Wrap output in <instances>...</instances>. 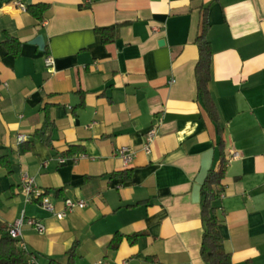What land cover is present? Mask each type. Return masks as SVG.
Returning <instances> with one entry per match:
<instances>
[{
  "label": "crops",
  "instance_id": "obj_1",
  "mask_svg": "<svg viewBox=\"0 0 264 264\" xmlns=\"http://www.w3.org/2000/svg\"><path fill=\"white\" fill-rule=\"evenodd\" d=\"M20 1L50 5L40 20L0 0V222L46 225L21 228L30 259L68 264L76 242V264H206L202 186L223 154L239 150L226 161L217 212L230 264H264V0ZM205 10L221 130L195 72ZM114 27L116 40L105 43L97 29ZM7 36L21 42L18 54ZM46 110L51 145L35 136ZM122 146L136 151L132 162ZM24 171L57 209L67 198L86 207L59 219L26 203ZM135 232L144 234L132 244ZM118 234L125 238L110 247Z\"/></svg>",
  "mask_w": 264,
  "mask_h": 264
},
{
  "label": "trees",
  "instance_id": "obj_2",
  "mask_svg": "<svg viewBox=\"0 0 264 264\" xmlns=\"http://www.w3.org/2000/svg\"><path fill=\"white\" fill-rule=\"evenodd\" d=\"M49 6L50 5L47 3L32 4L27 7V10L35 18L42 20L45 12L49 9ZM209 27L207 10H205L202 32L196 39V43L199 47V60L195 72L199 96L203 100L210 117L216 121L220 127L219 113L209 89L213 60L212 44L208 38ZM97 31L102 35L105 43L115 41L118 36L115 27L97 29ZM4 44L10 52L14 54L19 53L21 47L19 39L7 36ZM53 128L54 122L50 117L49 111L46 110L44 123L35 131V136L51 145V139L46 134ZM220 145L223 150L222 143H220ZM75 148V146L71 147L70 150L65 153L66 156H72L75 152ZM226 161L227 157L223 154L220 168L218 170H211L202 186V218L205 231L201 245V255L206 264H230L232 261V255L226 250L225 239L222 234L223 220L219 217L217 212V203L220 201L221 193L224 191L222 182L226 173ZM121 174H123V172H121ZM125 178L129 177L125 176ZM143 234L144 232H135L134 234L128 235L127 239L130 243L134 244ZM124 238L125 236L122 234L116 235L110 244V247H119ZM77 247L78 244L75 242L67 251L66 255L68 256V264H76L78 257ZM0 264H34L31 261L28 252L21 248L18 240L10 235L8 225L1 222Z\"/></svg>",
  "mask_w": 264,
  "mask_h": 264
},
{
  "label": "built area",
  "instance_id": "obj_3",
  "mask_svg": "<svg viewBox=\"0 0 264 264\" xmlns=\"http://www.w3.org/2000/svg\"><path fill=\"white\" fill-rule=\"evenodd\" d=\"M15 5L23 10H27V5L23 3L20 0H15ZM46 65L50 68L54 67V59L51 55H47L45 58ZM157 126H154L151 130L148 131L146 135V141L143 147V150L146 153L151 152V146L152 143L156 137L157 134ZM26 140V136L23 134H20L18 136V141L24 142ZM119 155L121 158L126 162L130 163L134 160L136 156V151L131 148L130 146H122L119 149ZM242 156V153L239 150H232L227 157V164L230 163L234 159H238ZM22 190L25 196L26 203H32V202H38L42 208L49 211L53 215H55L59 219L65 218L68 213L75 211L77 209H82L86 207V202L83 200H73L71 198H67L63 202V207L61 209H57L55 203L52 201L50 194L47 190L41 188L37 182L35 177H33L29 172L24 171L22 173ZM224 196V192L221 193V198ZM27 222V224L33 226L38 232L44 233L47 230L46 225L41 221L34 217L25 218L22 216L21 218H18L10 224L9 227V233L10 235L18 240L19 246L23 249H25V243L22 241V231L21 228L24 225V223ZM31 261L34 264H38L35 258H32ZM100 263H103L100 261Z\"/></svg>",
  "mask_w": 264,
  "mask_h": 264
},
{
  "label": "water",
  "instance_id": "obj_4",
  "mask_svg": "<svg viewBox=\"0 0 264 264\" xmlns=\"http://www.w3.org/2000/svg\"><path fill=\"white\" fill-rule=\"evenodd\" d=\"M33 43L39 45V46L43 49L44 46H45L44 36H43V35H39V36H37V37L34 39Z\"/></svg>",
  "mask_w": 264,
  "mask_h": 264
}]
</instances>
